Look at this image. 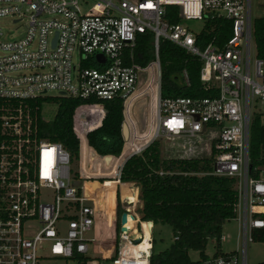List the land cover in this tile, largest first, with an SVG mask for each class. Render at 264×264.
I'll return each mask as SVG.
<instances>
[{"label": "built area", "instance_id": "built-area-1", "mask_svg": "<svg viewBox=\"0 0 264 264\" xmlns=\"http://www.w3.org/2000/svg\"><path fill=\"white\" fill-rule=\"evenodd\" d=\"M168 5L178 7L181 21L165 19ZM252 9V0H0V17L10 16L14 23L26 18L19 38L4 40L0 27V264L56 258L74 264H151L152 221H146L149 245L140 255H133L132 247L134 239L145 238L143 222L132 233L127 221L120 222L116 238L100 241L114 244L111 257L88 253L96 243L88 233L96 235L100 214L80 180L120 181L126 159L141 155L153 141L183 138L202 143L205 150L208 145L206 156L213 153V161L207 174L235 179L237 191L238 247L207 254L199 264H249L247 245L254 241L253 231L264 228V162L252 165L250 157L252 118L264 119V62L257 56ZM217 18L232 22L223 43L201 35L205 22ZM188 20L201 21V28L195 31ZM140 34L152 37L153 59L147 65L134 61ZM161 39L199 58L200 80L211 95L161 97ZM89 59L93 65L83 66ZM181 79L189 84L185 70ZM48 91L84 101L72 116L79 165L81 141L88 142V132L106 115L103 101L121 99L123 145L111 156L122 158L115 175L73 172L69 152L41 135ZM138 92L157 96L142 132L131 117ZM121 184L115 210L119 195L121 211L137 220L136 206L123 199ZM137 198L140 205L139 190Z\"/></svg>", "mask_w": 264, "mask_h": 264}, {"label": "trees", "instance_id": "trees-1", "mask_svg": "<svg viewBox=\"0 0 264 264\" xmlns=\"http://www.w3.org/2000/svg\"><path fill=\"white\" fill-rule=\"evenodd\" d=\"M165 19L170 23L181 21L178 7L168 5ZM231 26L232 22L225 18L213 19L205 22L201 35L223 43L231 36ZM253 26L257 56L264 62V16L255 17ZM151 42L150 34L137 37L133 50L135 62L147 65L153 59ZM159 59L162 98L211 95L200 80L201 61L197 56L161 39ZM182 70L187 72L189 84L182 81ZM51 99L57 103V112L52 120L41 122V135L61 143L74 162L79 159V140L73 129L72 116L75 107L84 101L63 96ZM36 103L39 105L41 100ZM103 103L106 115L99 127L88 132L87 141L92 154L118 155L123 145V103L117 98ZM97 121L92 120L91 127L96 126ZM263 151L264 119L256 114L250 125L252 165L264 162L261 160ZM102 158L94 157L91 161L98 160L99 170L116 172L122 157ZM88 160L85 149H81V162L86 164ZM212 161L213 153L205 157L163 158L159 141H153L141 155H133L123 163L119 180L139 187L141 220L168 224L173 232V241L166 249L153 251L151 264H199L207 255L205 249L210 237L215 240V254L220 253L222 226L236 217L237 191L235 179L207 174L211 171ZM117 197V212H120L119 195ZM108 204L114 206L115 199L109 200ZM253 236L255 242H264V228L255 229ZM190 250L199 252L197 260L189 257ZM257 264H264V261Z\"/></svg>", "mask_w": 264, "mask_h": 264}, {"label": "rangeland", "instance_id": "rangeland-1", "mask_svg": "<svg viewBox=\"0 0 264 264\" xmlns=\"http://www.w3.org/2000/svg\"><path fill=\"white\" fill-rule=\"evenodd\" d=\"M253 1V9L252 15L253 17L264 16V0H252ZM90 2V1H89ZM91 3V2H90ZM87 9V7H85ZM189 27L193 28L195 31H198L201 28V21L197 20H188L184 21ZM0 27L3 30V39L4 40H13L21 37L26 29V18L20 22L14 23L13 18L10 16L0 17ZM79 61L78 54L73 55V62L77 64ZM93 63L89 59L88 61L83 63V66H92ZM138 92L137 94H139ZM57 92L48 91L45 96L54 97ZM145 95V96H144ZM48 97L45 99L41 106V116L46 120H52L57 112V103ZM156 95L154 97L151 96L149 92L146 94L140 93L137 96L138 101L135 103L134 114L131 116L133 121L135 122L137 128L140 132L143 131L145 127V117H149L152 113L154 114V104L156 102ZM153 101V107L151 106V102ZM160 151L161 157L163 158H174V157H192V156H206L207 148L205 150V146L202 143L197 141L188 140V139H160ZM209 144V142H207ZM81 149H85V156L88 158L89 162L86 164L80 161L75 160L71 163V168L73 172L77 170L81 171V175L85 174V171H89L90 173H94V175H98L100 173H104L103 170H99L97 167L98 160L96 159L94 162L91 160L95 158H102L99 154L93 152L88 142L85 140L81 141ZM103 159V158H102ZM115 171H105L103 175L113 176L115 175ZM112 178V179H111ZM109 179H105L103 181H98L96 179H83L80 180L84 183L87 194H90L93 198V205L96 209V212L100 214L99 222L95 226L96 235L93 234V231L88 233L90 238H95L96 243L92 242L89 246L88 253L92 256L101 257L102 255L106 257H111L113 255L115 246L114 244H101L100 241L103 238L106 239H114L117 237V234L120 232V216L124 211L117 212L114 209V206H110L108 201L111 199H115V191L114 188L119 182L117 179H113L111 177ZM101 180V179H99ZM132 192V196L130 200L136 206V219L137 222H142L140 218V213L138 212L139 203L137 199L138 189L134 185V183L121 184V195L124 192ZM121 208V202H120ZM114 217L116 220H114ZM117 223V227L116 224ZM154 224V223H153ZM133 225L132 217L128 216L127 227L131 228ZM238 220L236 218L230 219L226 221L222 226V235H225V239L221 241V250L220 252H230L235 250L238 247L237 238H238ZM135 233L136 227H135ZM155 244L153 247V251H163L166 249L170 243L173 241V232L171 226L168 224L156 223L153 227L152 234ZM215 240L214 238H209L205 253L213 254L216 248L214 247ZM240 244V243H239ZM189 257L192 260H197L199 258L198 251H189ZM247 259L249 264H257L259 262L264 261V242H250L247 245ZM109 261V260H108ZM41 264H74V261L71 259H51L48 261H44ZM110 264V263H107Z\"/></svg>", "mask_w": 264, "mask_h": 264}, {"label": "bare ground", "instance_id": "bare-ground-1", "mask_svg": "<svg viewBox=\"0 0 264 264\" xmlns=\"http://www.w3.org/2000/svg\"><path fill=\"white\" fill-rule=\"evenodd\" d=\"M85 193L87 194L86 188H85ZM131 196H132L131 192L122 193L123 199H126V200L130 201V203H131V204H129L131 206L130 208L133 207L132 204H134V207L137 206V205H135L134 201L132 202L130 200ZM132 222H133V225L130 228V230H131L132 233H135L134 230H135V227H136L137 220L132 219ZM142 222H143V227H144V232H145V238L143 239V241L140 239L139 242H137V243H135V245H133V247H132V254L133 255H140V253H141L140 251H144L149 245V241H148V236H149L148 226L149 225L146 223V221H142Z\"/></svg>", "mask_w": 264, "mask_h": 264}, {"label": "water", "instance_id": "water-1", "mask_svg": "<svg viewBox=\"0 0 264 264\" xmlns=\"http://www.w3.org/2000/svg\"><path fill=\"white\" fill-rule=\"evenodd\" d=\"M131 217H132V216H131ZM127 220H128L127 213H126V212H123V213L121 214V216H120V222H121V223H125ZM122 229H123V230H126L125 227H122ZM139 241H140L139 238L134 239V243H137V242H139Z\"/></svg>", "mask_w": 264, "mask_h": 264}, {"label": "crops", "instance_id": "crops-1", "mask_svg": "<svg viewBox=\"0 0 264 264\" xmlns=\"http://www.w3.org/2000/svg\"><path fill=\"white\" fill-rule=\"evenodd\" d=\"M105 156H108V155H105ZM111 156V155H110ZM121 182V181H120ZM121 183H128V182H121ZM128 185V184H127ZM129 189V188H128ZM130 190V189H129ZM139 190V189H138ZM114 191H116V186H115V188H114ZM131 191H133L134 192V190H133V188H132V190H130L129 192H131ZM132 193V192H131ZM115 202H116V200H115ZM114 209H115V207H114Z\"/></svg>", "mask_w": 264, "mask_h": 264}]
</instances>
